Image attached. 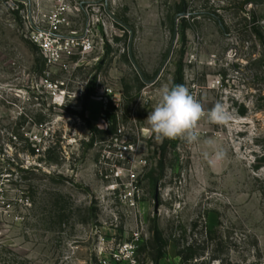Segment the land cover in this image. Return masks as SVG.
Instances as JSON below:
<instances>
[{
    "label": "rangeland",
    "instance_id": "obj_1",
    "mask_svg": "<svg viewBox=\"0 0 264 264\" xmlns=\"http://www.w3.org/2000/svg\"><path fill=\"white\" fill-rule=\"evenodd\" d=\"M55 27L50 64L33 36ZM179 74L193 146L146 122ZM132 243L122 264H264V0H0V264H116Z\"/></svg>",
    "mask_w": 264,
    "mask_h": 264
},
{
    "label": "clouds",
    "instance_id": "obj_2",
    "mask_svg": "<svg viewBox=\"0 0 264 264\" xmlns=\"http://www.w3.org/2000/svg\"><path fill=\"white\" fill-rule=\"evenodd\" d=\"M160 93L158 103L146 119L156 139H180L188 146L199 144L197 125L204 115L202 105L182 84L172 88L163 87ZM229 118L230 113L222 102H217L208 112V119L218 125L228 123ZM204 143L210 149L204 153L210 166H215L226 158V152L213 138Z\"/></svg>",
    "mask_w": 264,
    "mask_h": 264
},
{
    "label": "built area",
    "instance_id": "obj_3",
    "mask_svg": "<svg viewBox=\"0 0 264 264\" xmlns=\"http://www.w3.org/2000/svg\"><path fill=\"white\" fill-rule=\"evenodd\" d=\"M59 19L55 17L54 22H58ZM58 28L55 27V31H44L36 33L33 36V41L38 44L42 51L44 52L46 59L50 64H57L62 55L64 54L62 45L60 44V37L56 35ZM85 52L90 51L91 45H85L83 48ZM114 95V92L112 90L105 92L103 96L104 97V104L108 105V98H110L113 102L112 96ZM128 148L124 149V152H127ZM124 155V153H122ZM133 198V197H132ZM134 203V199H132ZM135 241H139L138 236H135ZM137 252V244H126L124 247V251L114 257L116 264H122L124 261L131 260L134 258V255ZM128 255V258L126 257Z\"/></svg>",
    "mask_w": 264,
    "mask_h": 264
},
{
    "label": "trees",
    "instance_id": "obj_4",
    "mask_svg": "<svg viewBox=\"0 0 264 264\" xmlns=\"http://www.w3.org/2000/svg\"><path fill=\"white\" fill-rule=\"evenodd\" d=\"M22 8H23L22 6H19V10L17 11L16 14H19V12L22 10ZM180 84H182V77L179 74V77H178V80H177V85H180ZM92 92H93L92 89L91 88H88V90H87V96H86V104H85V109H84L85 112L87 111L88 103H89V100H90V98L92 96ZM103 111L105 113V118H107L108 121L111 122L113 124L112 126L114 127V125H115V117H109V115L107 113L108 112L107 105H104ZM159 242H160V240H159ZM161 247L163 248V243L161 244ZM160 259H162V254L161 253H160Z\"/></svg>",
    "mask_w": 264,
    "mask_h": 264
},
{
    "label": "water",
    "instance_id": "obj_5",
    "mask_svg": "<svg viewBox=\"0 0 264 264\" xmlns=\"http://www.w3.org/2000/svg\"><path fill=\"white\" fill-rule=\"evenodd\" d=\"M156 209H158V207H156Z\"/></svg>",
    "mask_w": 264,
    "mask_h": 264
}]
</instances>
